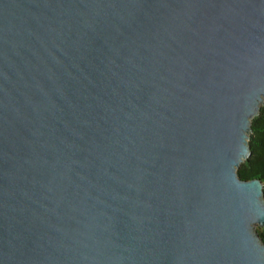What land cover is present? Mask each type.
Listing matches in <instances>:
<instances>
[{"label":"water","instance_id":"1","mask_svg":"<svg viewBox=\"0 0 264 264\" xmlns=\"http://www.w3.org/2000/svg\"><path fill=\"white\" fill-rule=\"evenodd\" d=\"M263 104L264 0H0V264H264Z\"/></svg>","mask_w":264,"mask_h":264},{"label":"trees","instance_id":"2","mask_svg":"<svg viewBox=\"0 0 264 264\" xmlns=\"http://www.w3.org/2000/svg\"><path fill=\"white\" fill-rule=\"evenodd\" d=\"M250 145L252 155L240 166L238 174L243 180L258 178L264 185V104L259 115L252 121ZM257 231L264 241V228H258Z\"/></svg>","mask_w":264,"mask_h":264}]
</instances>
